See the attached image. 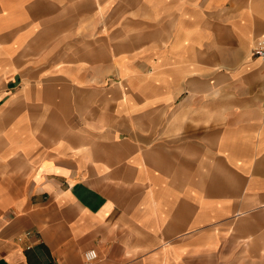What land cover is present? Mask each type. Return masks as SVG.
<instances>
[{"label":"crops","instance_id":"crops-1","mask_svg":"<svg viewBox=\"0 0 264 264\" xmlns=\"http://www.w3.org/2000/svg\"><path fill=\"white\" fill-rule=\"evenodd\" d=\"M258 37L264 0H0V264H264Z\"/></svg>","mask_w":264,"mask_h":264},{"label":"built area","instance_id":"built-area-1","mask_svg":"<svg viewBox=\"0 0 264 264\" xmlns=\"http://www.w3.org/2000/svg\"><path fill=\"white\" fill-rule=\"evenodd\" d=\"M252 53L264 62V38H260L255 42ZM83 258L86 264H92L97 259V253L94 249L87 250L84 252Z\"/></svg>","mask_w":264,"mask_h":264},{"label":"rangeland","instance_id":"rangeland-1","mask_svg":"<svg viewBox=\"0 0 264 264\" xmlns=\"http://www.w3.org/2000/svg\"><path fill=\"white\" fill-rule=\"evenodd\" d=\"M258 38L260 39V37H258ZM258 38H257V39H258ZM261 38H262V37H261ZM263 38H264V37H263ZM252 50H253V48H252Z\"/></svg>","mask_w":264,"mask_h":264}]
</instances>
